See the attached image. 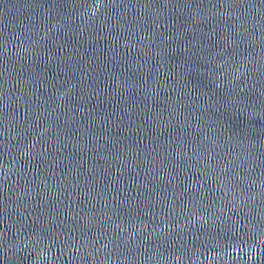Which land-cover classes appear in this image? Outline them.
I'll use <instances>...</instances> for the list:
<instances>
[{
    "label": "water",
    "instance_id": "95a60500",
    "mask_svg": "<svg viewBox=\"0 0 264 264\" xmlns=\"http://www.w3.org/2000/svg\"><path fill=\"white\" fill-rule=\"evenodd\" d=\"M0 264H264V0H0Z\"/></svg>",
    "mask_w": 264,
    "mask_h": 264
}]
</instances>
